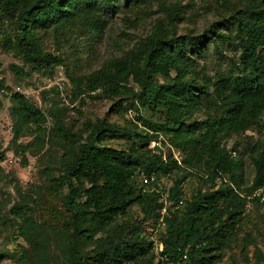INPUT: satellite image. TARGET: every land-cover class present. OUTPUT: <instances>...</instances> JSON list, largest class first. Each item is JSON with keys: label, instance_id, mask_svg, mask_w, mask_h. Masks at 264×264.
Returning a JSON list of instances; mask_svg holds the SVG:
<instances>
[{"label": "trees", "instance_id": "trees-1", "mask_svg": "<svg viewBox=\"0 0 264 264\" xmlns=\"http://www.w3.org/2000/svg\"><path fill=\"white\" fill-rule=\"evenodd\" d=\"M121 1L0 0V21L12 27L11 36H6L0 26V35L2 32L3 44L10 51L37 64L35 71H45L60 60L42 50L40 32L91 27L101 34L106 19L122 7L133 8L149 0ZM152 1L160 6L165 3ZM242 3L201 35L178 36L174 17L167 28L159 20L151 35L123 56L106 59L90 73L65 70L77 96H124L132 99L136 112L139 108L150 113L137 118L141 129L123 130L105 120L89 125V134L79 135L77 146L65 152L58 181L67 190L62 206L72 229V238L65 245L67 264H162L141 229L155 227L163 194L171 205L159 237L162 255L173 262L186 250V264L221 261L242 222L243 194L264 186V141L252 147L249 155L254 167L250 185L244 184L240 157L233 158L223 145L224 136L259 126L264 117V0ZM223 39L235 48L238 58L227 73L210 83L197 71V59L203 57L209 43L218 45ZM10 68L18 79L29 76L15 65ZM3 86L1 83L0 90ZM8 99L14 140L23 132H47L54 140H68L69 131L60 120L65 108L53 105L44 113L17 92ZM213 108L217 110L214 116L195 119ZM49 120L52 127L47 129ZM108 135L125 138L131 144L129 149L105 146ZM152 142L159 146L150 149ZM192 169L203 173L196 177L201 188L179 205L183 182L195 177ZM139 171L153 175L155 181L142 186ZM170 177V187L161 183V178ZM131 206L138 207L143 218L134 225L113 226ZM8 214L18 221V236L24 242L37 238L40 225L30 207L13 205ZM88 246L92 249L86 251Z\"/></svg>", "mask_w": 264, "mask_h": 264}, {"label": "rangeland", "instance_id": "rangeland-1", "mask_svg": "<svg viewBox=\"0 0 264 264\" xmlns=\"http://www.w3.org/2000/svg\"><path fill=\"white\" fill-rule=\"evenodd\" d=\"M242 6V0H165L161 6L149 0L133 8L122 7L117 14L106 19L101 34L91 27L40 32L42 50L60 60L59 65L50 66L45 71H35L36 63L28 62L4 46L1 32L0 84L4 86L0 90V264H67L65 245L72 238V229L62 206L67 190L65 186L61 188L58 181L62 175L61 162L65 152L77 146L78 136L86 137L90 131L88 126L98 121L105 120L120 129L132 130L135 127L143 128L138 117L150 116L149 112L139 108L136 112L132 99L124 96L113 99L77 96L66 78L65 70L68 69L70 74L90 73L106 59L123 56L151 35L156 21L160 20L167 28L169 19L174 17V29L178 36L201 35L211 24L227 18ZM0 26L5 28L6 36H11L12 27L1 21ZM237 58L238 52L224 39L218 45L211 42L203 57L197 59V71L213 83L232 68ZM12 65L22 68L29 76L18 79L11 71ZM14 92L24 95L44 113L53 105L65 108L60 120L69 131L68 140H54L49 138L47 132L44 135L23 132L20 138L14 140L8 99ZM216 113L217 110L213 108L197 114L195 119L203 120ZM46 127H52L51 120ZM263 141L264 117L261 125L223 138V145L231 150V156L240 157L246 185H250L254 177L250 152L252 147ZM103 142L107 147L125 151L131 145L118 135H108ZM26 145H29L28 150L23 153ZM149 147L154 149L151 144ZM175 154L172 150L173 157ZM167 155L165 151L163 158ZM177 158L179 161V156ZM191 171L195 177L183 182L184 203L201 188L196 177L202 176V171ZM160 181L166 187L172 184L171 177L161 178ZM201 190L203 192L205 187ZM252 192L243 196H250ZM19 204L30 207L40 225L37 238L31 242H24L18 236L19 223L8 214L13 205ZM142 218L139 208L131 206L124 216L114 220L113 226L134 225ZM238 227L235 240L217 264H264V204L253 202L248 208L245 207ZM151 228L146 225L141 229V235L152 242L154 234L159 233L157 222ZM152 248L155 255L153 242ZM91 249L88 246L85 250Z\"/></svg>", "mask_w": 264, "mask_h": 264}, {"label": "built area", "instance_id": "built-area-1", "mask_svg": "<svg viewBox=\"0 0 264 264\" xmlns=\"http://www.w3.org/2000/svg\"><path fill=\"white\" fill-rule=\"evenodd\" d=\"M152 148L159 146V143L157 142H152L151 143ZM178 154L174 155L175 159L178 160L177 158ZM137 179L139 183L142 186H148L152 182L155 181V177L153 175L147 176L144 172L139 171L137 173ZM161 202H162V207L159 210V217L157 220V230H159V233H155L154 236L152 237V242L154 243V251L155 255L158 260L162 261V264H186V261L188 260V256L186 253V250L183 252L182 255L179 256V258L176 261H169L167 257L162 255L163 251V243L160 241L159 237L161 234L164 233V228H165V218L169 214L168 207L171 205L170 202H168L166 195L161 196ZM246 200V208H248L253 202L264 204V186L261 188H258L254 190L250 196H243ZM183 200H180L178 202L179 205H182Z\"/></svg>", "mask_w": 264, "mask_h": 264}]
</instances>
